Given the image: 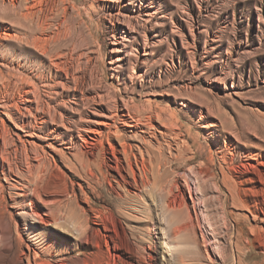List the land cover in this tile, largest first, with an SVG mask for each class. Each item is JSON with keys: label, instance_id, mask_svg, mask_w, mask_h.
<instances>
[{"label": "rangeland", "instance_id": "374dc122", "mask_svg": "<svg viewBox=\"0 0 264 264\" xmlns=\"http://www.w3.org/2000/svg\"><path fill=\"white\" fill-rule=\"evenodd\" d=\"M18 1L13 10L7 3L0 7V15L6 9L0 16L3 78L15 72L30 78L41 98L68 119L73 116L75 103L88 113L79 102L82 98L98 101V95L122 94L139 109L152 108L161 114L176 129L174 140L171 135L170 139L179 147L173 144L171 155L164 147L160 158L151 143L152 162L160 158L152 163L148 175L153 190L134 198L126 189H119L118 198L111 188L116 187L111 173L102 169L108 177L99 175L96 162L81 169L75 150L63 149L57 132H46L53 127L48 124L40 134L42 138L31 139L44 154V174L51 179L43 175L40 186L50 180L47 184L54 188L41 193L40 201L29 194L46 220L39 224L25 217L19 204H12V199L21 202L15 194L22 193L19 189L26 177L24 155L14 140L19 149L9 146L5 155L13 171L0 161V219L12 233V252L18 257L14 264H27L24 254L29 253L33 264L29 229L35 224L53 240L76 244L75 232L68 236L46 228L49 220L45 214L51 203L56 205L61 224L70 230L72 224L77 225L91 242L85 258L80 256L84 250L76 247V251L46 259L52 264H60V259L73 262L76 257L83 264H264V213L256 221L253 215L264 210V192L259 197L239 192L250 211L240 200L233 204L225 187L229 182L222 184L219 169V152L229 141L238 145L236 135L242 137V151L264 154V130H259L264 126H258L264 123V0H50L48 7L32 19L27 17L31 1ZM108 10L121 14L120 19L129 17L134 32L129 34L126 26L118 25L115 35ZM152 11L155 15L150 18L147 14ZM147 18L149 21L144 22ZM124 36H129V43L123 41ZM114 38L118 40L115 46ZM45 41L51 50H75L74 57L79 60L68 68V84H64L63 75L50 72L48 58L39 54ZM116 47L120 53L112 51ZM152 50L155 55H151ZM134 51L145 65L139 63L132 73L127 65L123 64L125 70L120 71L116 62L110 63L116 55L123 59L126 53L136 54ZM6 61L8 67L3 65ZM26 61L30 66H25ZM19 63L22 69L16 71ZM1 77L0 100L7 104H14L20 91L31 88ZM74 80L79 81L80 91L74 89ZM44 82L55 83L56 88L49 90L42 86ZM2 124L15 130L0 108V130ZM65 135L67 142L70 136ZM16 235L22 242L20 247L15 244L19 245Z\"/></svg>", "mask_w": 264, "mask_h": 264}, {"label": "bare ground", "instance_id": "6f19581e", "mask_svg": "<svg viewBox=\"0 0 264 264\" xmlns=\"http://www.w3.org/2000/svg\"><path fill=\"white\" fill-rule=\"evenodd\" d=\"M19 1L22 2L23 4L29 3L28 0H19ZM30 1L32 7L29 10L27 9L26 10L28 12L27 17L31 16L30 17L31 19L32 16H34L36 13L38 14L42 13L44 8L48 7V5L51 3L50 0L48 1L30 0ZM102 1L107 3L113 2L112 0H102ZM6 3L9 5L8 7L10 8V10L11 9L13 10L16 8L15 5L17 4V0H0V7H2ZM4 7L6 8V6ZM107 8H110V10L112 9V7L110 6H107ZM110 10H108L109 21L111 24V30L112 32H115V35L118 34V30H119L118 25H122L124 27L126 26L129 34L134 32L135 25L134 23H132L129 17L128 18L122 17V19H120L119 15L121 14L119 13L113 14L112 11ZM154 15H155L154 11L149 12V14H147V16L150 18H152ZM25 17L26 15L25 16L23 15V18ZM150 18H147L146 20H144V22L149 21ZM124 37L125 38L123 39V41L129 43L130 42L129 36H124ZM114 41L115 42H113L112 44L115 46L118 40L115 39ZM112 51L115 52L116 54L120 53L117 47L113 48ZM74 52L75 50L73 49L61 50V51L59 49L51 50L49 49V43L48 42L46 43L45 41L40 47L39 54L44 58L45 57L48 58L47 61H48V68H50V72L54 71L56 76H59L60 74L64 76L66 80L64 84L66 85L69 83L67 82V80L71 75L68 68L72 67L71 65L74 64L72 63V61L75 60L76 62L77 60H79V59L77 60L75 59ZM134 52L136 54L128 55L126 53L123 59L119 55H116L115 60L113 61V59H111L110 63L112 64V62L113 63L116 62L118 64L116 68L119 69L120 71L125 70L124 68H122L123 64L127 65L131 69V73H132L133 72L132 70H134V68L139 63L145 65L144 60L140 58L141 55L138 53V51H134ZM6 53L7 51L3 53L4 54L3 56L7 55ZM151 55H155L153 50ZM7 61L3 65L8 64ZM26 63L28 64L29 62L26 61L25 66ZM79 63L80 62H78V64ZM21 65H22L21 63L17 65L16 71H18V69L20 68L22 69ZM29 66H27V68H29ZM7 75L8 77L4 75L3 78L2 74L0 73V77L2 76L1 78L5 81H9V78H13L17 81V83L20 84L27 83L28 86L31 87L29 89L27 88L26 90L20 91L18 93V101L15 102L14 104L10 105L7 104L8 101L5 102V100L4 101L2 99L0 100V108L4 110V115L7 116V118L13 124L14 126L13 128H15V130L8 129L6 126H3L2 124V130H0V140L2 143L0 147V159H1L0 161L6 163L9 172H12L13 168L11 166V162H8L7 158L5 157V155L8 153L7 148L9 146H12L15 148L16 151L21 146L19 150H21V152L24 155V157L22 158H24L26 177L23 176L24 182H22L21 188L19 189L22 193L15 194L17 197L21 198V202L16 201V199L15 200L12 199V204L14 205L19 204L18 206L20 207V210L25 217L32 218L34 221H38L39 224L40 223L44 224V222H46V220H44L38 213L39 207L33 205L31 201L32 199L29 198V194H31L35 199L40 201L41 193L44 194L50 193V191L53 190L54 188L51 187L49 184H47L48 181H50L51 179L44 174L45 171L43 169L47 167V166L45 167L46 158L44 157V154H41V152L37 150L34 141L31 139L42 138L40 134L45 130L44 129L45 126H47L50 123L53 127L47 128L46 132L48 133L57 132L58 136L61 139L63 149L67 151L75 150L76 152L75 159L78 161L81 169H84L85 166L89 168L91 167L92 164L96 162L99 175L105 178V176L108 177V175H105V173L108 172L111 173V177L113 178V181L116 184V187L111 185V188L115 191L116 196L118 198H121L119 189H126V193L134 198H139L142 192L144 193L153 190L151 182H149L148 180V175H150L152 172L151 171L152 163L162 158L164 147H166L167 150L169 151L167 153L171 155V150L173 149V147H175L178 144L177 143L175 145V143H173L175 145L174 146L171 141L172 138L170 139V137L171 136L173 137V135L175 134L174 130L176 129H174L171 124L167 123L162 118L161 114L153 111L152 108H148L145 110L139 109L140 107H137L136 104L130 98L128 97L126 98L122 94H118V95L112 94V96H110V94L108 93V97L106 96L102 97V95H98V99H99L98 101H96L94 97L92 99H89L88 97L82 98V100L78 99L79 102L81 101L80 103L82 104L83 110L88 113L85 114V112H82L80 109H78L79 104L75 103V108L72 109L73 116L71 119H68L61 114L58 115L55 109L51 107L46 100L41 98L40 90H38L35 83L30 81V78L28 77L26 78V76L24 77L23 75H21V73L16 74V72L12 75L10 74ZM140 76L141 75H139L138 77ZM71 79H74V77H72ZM78 82L79 81H75L74 82L75 85L73 86L76 91L77 90L80 91V89L78 88L79 87ZM60 83L61 82H58V84ZM27 84L25 86H27ZM64 84L62 85L63 87H65ZM42 86L48 87L49 90L56 88L55 83L51 85L49 83L44 82ZM116 91L118 92L119 89H116ZM50 92L53 93V91ZM76 117L77 119H75ZM259 125L264 126V123L263 125L258 124V126ZM210 126H216V125L211 124ZM60 128L61 130H64L66 133H69L70 137L69 140H67V142L64 141V136H66L65 135L66 133L64 134V132L60 131ZM259 130H264V129H259ZM74 134L76 135L74 136ZM234 138L238 143V145L229 141L224 145L223 149L220 150L219 152L220 154L219 169L222 178L221 181L222 184L225 183L226 181L229 182V183L226 182L228 183V185H226L225 187H227L226 191L228 192L230 198L232 199V203L235 205L241 203L242 205H244L245 208H247V210H249V206L245 204L246 202L244 203V201H241V199L239 198L240 196L239 192L244 193L246 196L248 193H250L253 197L256 195L258 196V194L261 192L262 193L264 192V154L262 152H254L251 150L242 151L241 146L245 147L244 143L241 140L242 137H238L236 135ZM14 140H17L20 144V146L17 149H16V144L14 145L15 142ZM151 143L154 144V148L156 149V152L159 154L160 157L156 159L154 162H152L151 160V158H153V156L151 157V155H153L151 151L153 150L149 151ZM27 146H29V148H27ZM177 155H172V156H174L173 158H175L177 157ZM169 158L171 157L169 156ZM31 160H33V162H36V164L33 165L31 163ZM79 165L77 166L79 167ZM102 169L104 170L105 173L102 172ZM43 175L44 177L46 176L47 179L50 180L48 181L45 180L47 183L45 185L43 183L42 186H40V183H42V181L44 180ZM88 176L92 177L93 173L89 172ZM86 181H88V179ZM243 185H247L249 186V188L243 189L242 188L244 187ZM258 186H260L261 188L258 189L257 188ZM188 192L190 194V191ZM190 199L193 198L190 196ZM237 201H239V203L236 204ZM26 202H28V207L26 205ZM51 204L52 205H50L47 214H45L47 220H49V222L46 223V228L49 227L53 229L55 228L57 233L59 230L61 232L63 231V234L67 233V235L70 233L73 234L75 232L76 244L70 246V245H65L64 243H61L59 241L53 240L49 235L44 234L43 231H39L35 224L32 227V229H29V231L32 232L31 246H32L33 264H52L49 263L46 259L61 257V255H63L64 253H70L76 251L77 248H79V250H84V252L80 253V256H84L85 258V256L87 255L85 251L89 250L91 246V242L87 240V237L84 236V230L82 232V230L76 228L75 226L77 225L74 224H72L73 226L72 230L66 228L63 224H61V220L59 219L57 212L55 213L56 211L54 210L56 206L55 203L54 204L51 203ZM255 210L259 211L260 208L257 207L255 208ZM262 213H264V210L261 208L259 214L257 213L253 214L255 221L256 219L259 220L260 214ZM1 215L3 214L2 213L0 214V218ZM2 223H3L2 219H0V264H14V262H17L18 257L15 255V253L13 254L12 252L14 248L12 233L10 229L6 225H4L5 223L4 224ZM15 232L17 234L16 228H15ZM16 237L18 238L19 245L18 243H16V241L15 244L16 246L20 247V243L22 242H20L18 235H16ZM27 250L31 251V248L27 246ZM24 258L27 264H31L30 253L28 255L24 254ZM70 261H67L66 259H60L58 260V263L83 264L82 262L83 260H80L79 257L74 258L73 262Z\"/></svg>", "mask_w": 264, "mask_h": 264}]
</instances>
